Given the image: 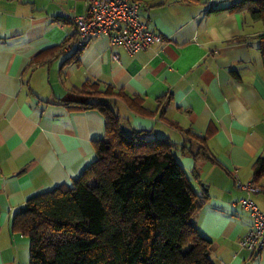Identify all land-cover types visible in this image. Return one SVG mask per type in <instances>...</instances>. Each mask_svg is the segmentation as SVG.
Here are the masks:
<instances>
[{
	"label": "crops",
	"instance_id": "obj_1",
	"mask_svg": "<svg viewBox=\"0 0 264 264\" xmlns=\"http://www.w3.org/2000/svg\"><path fill=\"white\" fill-rule=\"evenodd\" d=\"M139 1L140 17L163 43L130 53L101 35L77 53L64 48L31 65L75 32L71 16L84 4L0 0V264L29 262V240L12 228L26 199L70 186L94 159L102 114L63 104L85 100L76 89L86 80L138 97L145 112L118 100L122 119L176 144L191 187L208 195L194 221L212 239L211 261L264 264V246L251 252L238 244L252 220L238 204L248 194L235 186L252 181L264 152V67L255 39L263 24L228 9L236 0ZM257 184L262 191L249 197L264 213V177Z\"/></svg>",
	"mask_w": 264,
	"mask_h": 264
},
{
	"label": "trees",
	"instance_id": "obj_2",
	"mask_svg": "<svg viewBox=\"0 0 264 264\" xmlns=\"http://www.w3.org/2000/svg\"><path fill=\"white\" fill-rule=\"evenodd\" d=\"M228 9L245 10L262 22L255 39L264 67V0H236ZM75 39L76 31L31 65L50 61L64 48L77 53ZM76 91L85 100L63 104L97 109L104 135L94 140V159L70 186L28 197L13 215L12 228L29 240L28 264H214L208 255L212 239L194 221L207 193L191 187L173 153L175 143L130 126L117 110L122 100L145 112L142 101L89 80ZM252 168L257 184L264 177V152Z\"/></svg>",
	"mask_w": 264,
	"mask_h": 264
},
{
	"label": "built area",
	"instance_id": "obj_3",
	"mask_svg": "<svg viewBox=\"0 0 264 264\" xmlns=\"http://www.w3.org/2000/svg\"><path fill=\"white\" fill-rule=\"evenodd\" d=\"M81 1L84 13L71 16L76 27L72 47L82 48L90 39L101 35L106 36L110 44L122 45L130 53L164 42V37L151 31L140 17L142 5L139 0ZM235 186L248 194L240 198L238 204L252 220L251 229L239 239L238 244L240 248L258 252L264 246V213L249 194L260 192V187L253 180L242 182L239 179L235 180Z\"/></svg>",
	"mask_w": 264,
	"mask_h": 264
}]
</instances>
